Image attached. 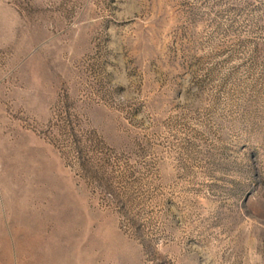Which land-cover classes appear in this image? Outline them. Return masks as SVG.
Segmentation results:
<instances>
[{"label": "rangeland", "instance_id": "374dc122", "mask_svg": "<svg viewBox=\"0 0 264 264\" xmlns=\"http://www.w3.org/2000/svg\"><path fill=\"white\" fill-rule=\"evenodd\" d=\"M0 264H264V0H0Z\"/></svg>", "mask_w": 264, "mask_h": 264}]
</instances>
